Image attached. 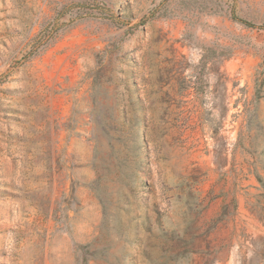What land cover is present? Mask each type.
<instances>
[{"label": "rangeland", "instance_id": "obj_1", "mask_svg": "<svg viewBox=\"0 0 264 264\" xmlns=\"http://www.w3.org/2000/svg\"><path fill=\"white\" fill-rule=\"evenodd\" d=\"M161 1L0 0V264H264V0Z\"/></svg>", "mask_w": 264, "mask_h": 264}, {"label": "trees", "instance_id": "obj_2", "mask_svg": "<svg viewBox=\"0 0 264 264\" xmlns=\"http://www.w3.org/2000/svg\"><path fill=\"white\" fill-rule=\"evenodd\" d=\"M230 0H228L229 2ZM172 2H179L180 4L183 5H198V9L202 11H212L216 13H221V14H228L232 19L236 20V16H234L233 13V4L230 3H225L223 5H219V8H215L213 6H209L210 4L214 5V0H162L156 7L149 12V17L151 19L157 18V17H162L167 14L169 11V6ZM210 3V4H208ZM240 23L244 24L245 26H251L250 23L245 22L243 20H238Z\"/></svg>", "mask_w": 264, "mask_h": 264}]
</instances>
